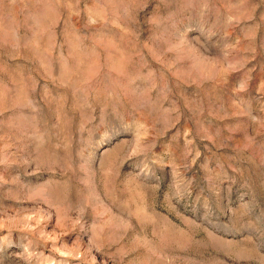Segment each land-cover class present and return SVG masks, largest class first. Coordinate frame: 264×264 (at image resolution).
Wrapping results in <instances>:
<instances>
[{
    "label": "rangeland",
    "instance_id": "obj_1",
    "mask_svg": "<svg viewBox=\"0 0 264 264\" xmlns=\"http://www.w3.org/2000/svg\"><path fill=\"white\" fill-rule=\"evenodd\" d=\"M0 264H264V0H0Z\"/></svg>",
    "mask_w": 264,
    "mask_h": 264
}]
</instances>
